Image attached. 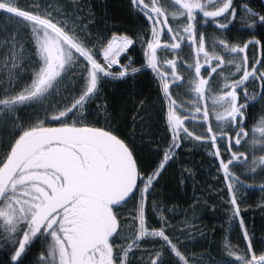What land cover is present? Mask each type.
I'll return each instance as SVG.
<instances>
[{
    "label": "snow or ice",
    "instance_id": "6c2138e0",
    "mask_svg": "<svg viewBox=\"0 0 264 264\" xmlns=\"http://www.w3.org/2000/svg\"><path fill=\"white\" fill-rule=\"evenodd\" d=\"M126 10L131 30L91 0H0V264H264L242 195L264 192V2ZM189 147L223 185L217 255L169 195Z\"/></svg>",
    "mask_w": 264,
    "mask_h": 264
},
{
    "label": "trees",
    "instance_id": "16d2710c",
    "mask_svg": "<svg viewBox=\"0 0 264 264\" xmlns=\"http://www.w3.org/2000/svg\"><path fill=\"white\" fill-rule=\"evenodd\" d=\"M257 6L262 3L261 0H252ZM95 7L98 18L107 13L110 21L117 23L123 21L125 26L130 30L134 21L128 17L126 5L127 0H91ZM239 27V25L237 26ZM236 35V33H233ZM140 87L145 89L146 95L154 98V91L147 87V80L141 77ZM120 87H126L121 85ZM109 93L115 88L114 85L107 86ZM253 110V115L257 114V110ZM210 157L198 148H183L177 161V165L183 164L186 168L193 170V176L187 181L186 187L179 192L169 193L174 204L178 205V213L184 212L188 214L190 219L196 221V226L200 228L204 236L199 234L193 242V247L203 254H218L217 245L222 239L228 236V220L229 213L222 200L218 199V193L214 190L215 186L223 187L220 180L214 178L210 173L214 172V167H209ZM246 202L244 215L248 220L249 227L253 225L256 228V234L259 238L264 235V192L259 190V181H256L253 188L247 189L242 194ZM196 198L199 203L195 209L188 207ZM182 219V217L180 218ZM180 219L175 222L179 223ZM233 238L235 233H232Z\"/></svg>",
    "mask_w": 264,
    "mask_h": 264
},
{
    "label": "water",
    "instance_id": "95a60500",
    "mask_svg": "<svg viewBox=\"0 0 264 264\" xmlns=\"http://www.w3.org/2000/svg\"><path fill=\"white\" fill-rule=\"evenodd\" d=\"M262 2H264V0H262Z\"/></svg>",
    "mask_w": 264,
    "mask_h": 264
},
{
    "label": "flooded vegetation",
    "instance_id": "af4514ba",
    "mask_svg": "<svg viewBox=\"0 0 264 264\" xmlns=\"http://www.w3.org/2000/svg\"><path fill=\"white\" fill-rule=\"evenodd\" d=\"M261 2H262V0H261Z\"/></svg>",
    "mask_w": 264,
    "mask_h": 264
}]
</instances>
